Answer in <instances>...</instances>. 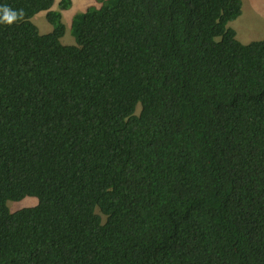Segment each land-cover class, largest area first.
<instances>
[{
	"label": "trees",
	"instance_id": "1",
	"mask_svg": "<svg viewBox=\"0 0 264 264\" xmlns=\"http://www.w3.org/2000/svg\"><path fill=\"white\" fill-rule=\"evenodd\" d=\"M96 1L63 45L72 0H0L24 12L0 23V264H264V40L228 27L242 0Z\"/></svg>",
	"mask_w": 264,
	"mask_h": 264
},
{
	"label": "rangeland",
	"instance_id": "2",
	"mask_svg": "<svg viewBox=\"0 0 264 264\" xmlns=\"http://www.w3.org/2000/svg\"><path fill=\"white\" fill-rule=\"evenodd\" d=\"M61 0H56L53 8L59 9L58 4ZM96 6L101 8V3L96 0H72V6L63 11L62 22L67 27L65 35L61 42L63 45H75L74 37L71 34V21L75 14L83 12L87 6ZM33 24L37 26L40 34L49 33L52 26L47 22L45 15L41 14L32 19ZM228 27L236 32V38L242 44H249L252 41L264 40V0H242V14L236 20L230 22ZM137 113L139 108H137ZM38 200L35 197H25L20 201H8L7 206L11 212L23 208H29L37 205Z\"/></svg>",
	"mask_w": 264,
	"mask_h": 264
},
{
	"label": "clouds",
	"instance_id": "3",
	"mask_svg": "<svg viewBox=\"0 0 264 264\" xmlns=\"http://www.w3.org/2000/svg\"><path fill=\"white\" fill-rule=\"evenodd\" d=\"M23 17H24V12L22 9L13 10L9 6H6V5L0 6V23L11 25L15 22L22 20Z\"/></svg>",
	"mask_w": 264,
	"mask_h": 264
},
{
	"label": "crops",
	"instance_id": "4",
	"mask_svg": "<svg viewBox=\"0 0 264 264\" xmlns=\"http://www.w3.org/2000/svg\"><path fill=\"white\" fill-rule=\"evenodd\" d=\"M88 7V6H87ZM86 7V8H87ZM96 7V6H95ZM55 9V8H54ZM56 10V9H55ZM86 10V9H85ZM85 10L83 11V12H85ZM41 14H43V15H45L44 13H40V14H38V15H41ZM61 14H63V11H61ZM38 15H36V16H38ZM35 16V17H36ZM64 23V22H63ZM65 25V24H64ZM65 27H66V25H65ZM66 30H67V27H66ZM52 30H50V32H51ZM45 34H47V33H45ZM237 39V38H236ZM62 40V39H61ZM238 40V39H237ZM239 41V40H238ZM240 42V41H239ZM253 42V41H252ZM251 43V42H250Z\"/></svg>",
	"mask_w": 264,
	"mask_h": 264
}]
</instances>
